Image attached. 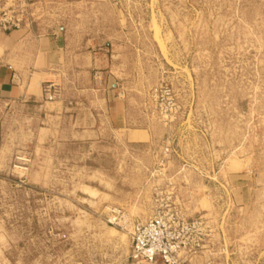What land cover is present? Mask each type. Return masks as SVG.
Listing matches in <instances>:
<instances>
[{
    "label": "rangeland",
    "instance_id": "1",
    "mask_svg": "<svg viewBox=\"0 0 264 264\" xmlns=\"http://www.w3.org/2000/svg\"><path fill=\"white\" fill-rule=\"evenodd\" d=\"M15 5L68 55L46 81L67 120L47 138L40 110L9 112L0 264H131L160 203L206 219L193 264H264V0Z\"/></svg>",
    "mask_w": 264,
    "mask_h": 264
},
{
    "label": "crops",
    "instance_id": "2",
    "mask_svg": "<svg viewBox=\"0 0 264 264\" xmlns=\"http://www.w3.org/2000/svg\"><path fill=\"white\" fill-rule=\"evenodd\" d=\"M69 58L56 38L29 25L9 31L0 30V146L4 142L5 123L12 108L34 107L42 112L46 126L40 132L54 136L57 121L67 120L60 101H47L43 84L59 75ZM60 133L65 140L95 138L98 130H77L67 126ZM57 133V131L55 130Z\"/></svg>",
    "mask_w": 264,
    "mask_h": 264
},
{
    "label": "built area",
    "instance_id": "3",
    "mask_svg": "<svg viewBox=\"0 0 264 264\" xmlns=\"http://www.w3.org/2000/svg\"><path fill=\"white\" fill-rule=\"evenodd\" d=\"M7 7L0 1V30L9 31L28 26L17 13L15 2ZM43 92L47 101H54L59 91L54 82H45ZM168 207V209H166ZM131 234V264H193L205 246L206 219H187L178 205L160 203L153 217L136 221ZM211 231V230H210ZM202 264H219L206 260Z\"/></svg>",
    "mask_w": 264,
    "mask_h": 264
}]
</instances>
